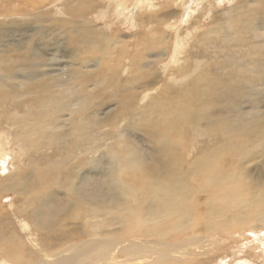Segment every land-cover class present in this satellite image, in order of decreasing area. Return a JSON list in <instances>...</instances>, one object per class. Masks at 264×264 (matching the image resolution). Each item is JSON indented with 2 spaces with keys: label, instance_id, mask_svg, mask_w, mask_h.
I'll list each match as a JSON object with an SVG mask.
<instances>
[{
  "label": "rangeland",
  "instance_id": "374dc122",
  "mask_svg": "<svg viewBox=\"0 0 264 264\" xmlns=\"http://www.w3.org/2000/svg\"><path fill=\"white\" fill-rule=\"evenodd\" d=\"M141 1L142 0H127L126 2L131 6V10L128 12L127 17H119V14L121 12H115L116 6H113L116 0H82L79 4H76V0H0V51L7 50L9 52V55L5 56L9 58L10 62L14 60L13 58L17 56V54L22 55L23 51L26 50L31 51L29 47H31L33 42H30L29 45L26 44L25 46L27 47L25 49L22 48V44L20 42L21 33H19L17 36L18 41H15V43L13 44L11 41L15 40L16 36L10 37L9 34L7 36L2 32V29L4 30L7 25L12 22L21 24L22 28L24 29L28 24L31 27L34 22L42 20L41 25H43L44 28H49L51 26L54 27L56 25L62 24L64 25L63 29L68 31V26H73L71 22L77 21L79 23L81 21L85 22V20H90L94 22V26L92 25L94 29H100L102 32L104 31L107 34L109 33L111 35H113L119 27L122 33L120 38L124 37L121 40L126 39L127 41L131 42V46L130 50L125 55L128 59L122 57L120 59L114 60L115 58H113V56L110 57L112 60H114L113 63L118 71H115L114 69L107 71L108 67L105 66L102 69H94L95 73H90V71H92L93 69L89 70L86 67V72L78 74L77 79L74 80H69L68 78L70 73L67 67L69 66L70 58H68L67 53H65L66 47L63 43H58L59 46H48L46 44H42V49L37 46V44H35L37 52H43V49H45L47 46L48 55L47 59H45V62L48 66L46 67L45 71H43V73L50 72V75H52L48 76L52 79L51 80L49 78V83L61 84L59 80L66 78L69 81V84L64 87H58V91H67L65 93L66 96L71 95L70 93L73 92L79 93L77 97L64 98L57 103H53L51 101V105L49 102H47V104L45 105H48V107H50L49 110L51 111V116L45 117L44 119L40 118V116L36 118H38L42 122L47 123V125L51 124L52 119L56 120L60 117L59 115L54 113L62 108L64 110L62 113V120L65 119L69 121V119L71 118H77L76 116H78V113H82L84 109L91 103H96L98 104V106H100L104 102L105 105L100 107L98 112L106 115L104 113L105 111L108 112L112 110L109 118L113 119L116 115L114 120L116 121L117 119H119L120 117L117 115L118 111L115 108V106L117 105L116 96L119 95L118 97H121V94H124L127 88L126 81L128 79V76L129 80L131 79L130 81L134 79H140L142 76L140 71L138 70L137 65L138 54L137 52H135V49H139V53H146L147 57L153 56L151 58H146L147 60H145V56L143 55L141 57V60H145V63L155 61V65L150 68V71L158 72L159 75L161 74L162 78L160 80L161 82L154 88H148L144 91H140V89H138L136 90L138 93L134 89L132 91L125 92L127 95L128 93H137V95L127 100L126 102V104L131 109L130 112H135V110H138L142 106H147V109L149 111L147 115H139L137 118L138 121L135 122L140 124V126H142L145 130L141 136L137 135V132L139 131H134V129L128 128L130 134L129 140L134 142L133 144H131V150H137L136 153L144 160H147L140 166L138 174L137 172L132 174L127 173V179L130 184L135 185L137 182L141 184L139 181H145L147 179H152L155 182L157 179L160 181L162 188L166 186H168L169 189L173 188L174 185H168L170 183L168 182V180H171V178L174 177L173 175H175V171L168 166V160L172 156H177L182 160L185 172H189L187 165L191 164L195 159L202 160L208 155H213L214 158L218 160V164L215 165V169L217 172H219V170L220 172H223L222 180L208 181L203 174L201 176L195 177L193 181H191L190 179V183L185 182L182 184L183 188L181 189V191L189 192L190 195L192 193L195 194L193 196L195 198H192L189 195L184 199V201L187 202L192 201L193 205L192 203L190 205L196 207L192 208L194 209L193 215L195 223H197L198 226H196L193 231H187L189 230V228H184L182 230H177V233H173L163 240H158V238L160 237L156 238L154 235H151L149 238H145V233H138V229H142L143 231L145 227L137 225L134 228V230L136 231L135 237L128 240V233H126L125 243L122 245H118L117 250H119L120 248L122 249L123 247L128 248L130 245H143L144 247L141 248L138 253H127L125 250H123L122 252H125V254L122 255V252L121 254H119L118 252L114 254L113 252L112 258L115 260V262H112L113 264H264V220L262 221L257 217V212H264V186L256 188L251 192H249L247 188L246 191H244V187L242 186H245L247 182L242 178L243 185L238 186L237 191H233L231 188H228L227 199L230 198V205L231 202H234L236 205H238L240 202L246 201L248 203H251L252 208L250 209V211L246 213V211L242 207L238 206L236 211H242V215H245L242 220L238 222L233 219L232 212H230V215L225 214L221 217L219 215H216L215 220L217 222L222 219L221 222L227 223L228 225L224 228L222 226L219 227L218 231L220 232L218 233L217 230L215 231L216 233L210 230V228L207 227L204 223L206 220L204 216V201H206L207 198L215 193L216 188L214 184L216 182L220 183L225 190V187H230L227 184L228 177H231L234 174L238 173L239 175H247L249 178L248 181L255 179V174V176L257 177H264V169L260 172V168H258V166H262L264 164V154L255 155L258 152L259 145L264 142V136L261 135L262 137L258 138L254 133L242 135L239 134V128L237 130H231L229 128L222 129L219 127L210 128L208 125L209 118L220 117L217 116L218 113L214 110H211L210 106L208 105L211 104L215 106V103L219 105L227 103L225 102V97L222 96H220L222 100H217L214 103L208 100L209 97H212L214 95L216 89L219 87L230 86L231 88V91L226 96L227 100L229 101L228 103H232L236 107V109L234 110H228L232 114H229L226 117H228L231 122L237 123L238 125H251L255 123L256 118H258V114L256 111L260 112L261 114L264 113V87L258 86L257 88H254L252 90L253 83L250 84L251 77H249L246 73L247 71H249L252 75L254 74V76H257L258 78L260 77V80L258 81L262 82L264 81V68L261 67L260 69H255L256 64H249L240 71V66L238 65L239 59L243 58L244 55L247 56V53H245L246 51L242 47H240V45L238 46V48H235V46L233 47L231 43L233 39L243 36V34L239 33V31H242L244 29L243 27L247 25L246 21L243 20L244 18H247V20L249 19L251 24L254 23L252 28H246V31H242L244 32V34H246L248 37H253L256 34L262 35V33H264V0H247L248 2L246 0H149L145 2V5L141 6L139 9H136L135 7H137ZM148 3L150 4V6ZM11 10H15L17 12V18H10L14 16L7 15L8 13L12 14ZM254 17L255 19L258 18V20L255 22L253 19ZM7 18L8 21H6ZM234 19H236V21L242 20L244 23L236 24L233 22ZM141 22H144L146 24V27L145 25H143L142 28H140L142 24ZM226 25H230L228 29H233L234 34L225 33L227 32V30L223 28L222 32L215 31V28L220 26L225 27ZM259 25L261 30L257 28ZM135 26L136 28H134ZM60 27H58V29L61 30ZM149 27H151V29ZM155 27L158 28L159 32L153 37L150 33H154ZM26 32L27 33L25 34V37L28 39L31 38V32H29V30H27ZM163 38H167L166 42L164 40L162 41ZM137 39L142 41L143 39H145L147 43L145 40L143 41V43H137ZM6 43L10 47L12 45L14 47L9 48L4 45ZM155 43H159L160 46H162L153 49L152 46ZM165 48L167 49L164 50ZM55 49H57L58 52H55ZM107 50V53H109L110 55L114 54L116 58L118 52L124 53L123 51L113 47H109ZM173 50H175V52ZM236 50H238V52ZM165 51H168V56L166 57L163 56ZM260 53L262 54L261 51ZM62 54L64 55L62 56ZM260 58L264 61V57ZM47 60L49 61L47 62ZM180 68H185L184 75L177 77L170 76L174 73L177 74L176 70ZM252 70H254L255 73ZM204 74L207 75L202 77V75ZM39 78L42 79L43 76L34 77V81L40 80ZM105 78L107 80H105ZM214 80H217V83H215V85L213 86H210V81ZM15 81H21L20 83H22L24 79L21 78L20 81L19 79H16ZM91 81L98 83L96 88L92 87ZM256 83L257 80L254 82L255 87ZM166 84L169 85L168 89H166ZM197 84L198 86H196ZM54 90L55 88L53 89V91ZM243 90L252 92L250 94L252 95V97L242 102L239 101L236 97L241 96V94L239 93ZM161 91L167 92L169 94H176V97L172 98L168 96L161 102H171L173 99V101H187V104L181 107V112L186 115L191 114L193 116L194 122L184 123V121H186L185 117H180L178 115L180 119L176 118L174 117L175 113H168L166 110L165 120L160 124H155L156 118L154 116V112L152 113L151 103L152 98L159 94ZM176 92H178L179 94ZM181 92H184V95ZM187 92L188 94H185ZM90 94H93L91 98H89ZM112 95L113 101H111ZM202 100L203 102L200 103ZM80 102H83V104H80ZM106 103L108 105H106ZM159 103H156L152 106L156 107V105ZM6 105L11 106L9 101H6ZM23 105L24 104H17L15 106L16 108H19V116H24L28 112L27 106L34 107L29 102H26L25 105ZM54 107L56 108V110L54 109ZM196 107L202 108L198 109ZM157 108L164 107L158 106ZM33 109L35 110V108ZM102 109H104V112H102ZM121 109L123 111L125 108ZM206 113H209L210 115L202 119L201 115H204ZM213 113L216 115H214ZM15 115H18V112ZM99 116L103 117L101 114H99ZM241 117L243 118L241 119ZM33 118L34 117L26 118L27 122L33 124L35 127H38L37 125L40 124L38 123V121H34ZM62 122L68 125L67 122ZM11 123L13 124V126H15L13 122ZM223 123H225L224 120L218 122V124ZM12 124L9 123V125H7L8 128L11 127ZM116 124L117 125L111 124L110 127H114L115 129H117V134L119 136V125L118 123ZM191 124H194L195 127L191 128ZM0 127H2L1 124ZM122 127H124V123L122 124ZM12 129L13 128L11 127V129H9V132H5L4 130H2V133H0V148H8V153H16L17 151L21 158L20 168L12 169L10 174L13 172H22L24 168H28L29 158L38 156V150L42 149L45 146L43 142L39 141V137L34 138L30 135L25 139V143H22L20 141L21 144H23L24 151L16 150L15 148H17L18 144H15L14 141L16 142V139H18L19 135L18 137L13 135L11 133ZM49 131L52 130L49 129ZM67 133H70L69 128ZM90 134H96V137L94 138L98 139L97 146L99 147V149L97 151L98 155L96 156L98 158L101 157L100 155H102L103 153L109 152V150L113 151L112 148H108V145L106 143L119 141L118 139H116L117 141H114L111 139L107 140L101 138V135L95 132H90ZM52 136L53 135H49L48 137ZM61 137V134H58V138L61 139ZM33 138L36 141V146L31 148L28 146V142ZM80 138V135L76 133L75 137H73L72 140H80ZM149 139L150 144L148 142ZM161 139H169L170 145L161 146L159 143ZM218 140H224L226 142L215 143ZM238 140L241 141V143ZM243 140H245L246 142L244 143ZM205 142H208L209 147L211 146L209 149L201 148L199 149V153L196 150L194 151L192 149V146L195 143H198V146H201ZM59 144L67 145L68 142L66 143V141L61 140V143ZM70 145V149H73L72 146H74V143ZM47 147L48 150L44 148L42 149L41 153L45 155L49 154L50 157L53 156V149L56 146L50 145ZM115 149L120 150L119 148ZM223 151L224 156L222 155ZM229 152H231L232 154H229ZM72 153L75 154V152ZM237 153H239V155L242 154L241 157L238 156L239 159L236 157L238 155ZM257 157L259 158V160H256ZM242 158H245L247 161H241ZM125 160H121V164H124ZM220 161H222V163L219 167ZM78 162V159H73L71 161V163ZM107 162V158H104L102 160L104 168L100 167V169H98L94 174H96L98 177H101L102 173L109 171ZM32 164L33 162L31 163V165ZM44 166L45 167L42 168L43 170L39 173V177H36L35 179V183L37 182L35 184V189L45 187L46 192H52L53 189L51 191L49 190L54 178L57 176L56 173L58 171V165L52 162V159H50L48 164H45ZM3 173L4 175L0 177V183L4 182L5 179L9 176L4 170ZM150 173L154 175L151 178L149 177ZM260 173H262L263 175H259ZM140 174L142 175V177L140 176ZM88 176L92 177V175ZM102 179L103 178H101L100 189L102 185ZM192 182L194 185H192ZM188 185L191 187H189ZM58 189L59 187L56 190ZM116 190L119 191L120 188ZM206 191L210 192V195H208V197L204 196V194H206ZM105 193L107 192L105 191ZM234 193L235 197L232 198L234 196ZM42 195H44V192H41L37 196L41 197ZM54 196L55 195H52V198ZM128 198L134 199L135 202H133L132 199H129V205L126 204L122 211L131 213H122L116 215L109 213L105 214L101 212L100 216L101 218H104V220L102 221L100 218L99 222L102 221L103 223L109 216L117 218L119 217L118 215L125 217L134 214L135 217H137V215H139L148 206L150 196L146 199L144 193H141L138 190H133L130 197ZM214 199L215 197L211 198V203L209 206L210 211L220 212L222 209H227V203L225 205L226 201L223 202L220 198L216 200ZM0 200L5 206H13L15 200H17V204H22V207H19L20 211L23 210L24 201L22 200L21 196L15 193L8 192L5 198H3L1 195ZM72 200H74L73 195ZM197 202L199 203L198 209ZM82 209L86 210L87 208L83 207ZM12 211V208L8 210V212L11 214L12 222H14L13 227L15 233L21 238V243L29 247L25 250L28 256V264H40L45 261L46 255L50 256L51 254L52 256H55L59 254L57 252V249L60 248V244L62 242L60 241L58 243L55 236L61 234L65 228L70 230L72 226H67L64 228V223L58 224L55 233L41 230V232H37L35 228L32 229V231L34 230L35 233L25 232L22 230L20 232L21 226L17 225L18 221H14L15 213H13ZM26 215L22 213L21 219L28 222H33L30 218V215ZM247 215L249 216V218L247 217ZM124 219L127 220L126 218ZM70 222L74 223L73 221ZM82 222L83 226L89 224L88 219L86 221L83 219ZM175 222L176 220H172V223ZM113 227L114 229L118 230L119 225H115ZM42 232H46L51 235H46ZM28 237L32 238L31 240L36 244V246L29 244ZM87 238L81 240L82 242H80L78 245L87 243ZM90 240L92 239L90 238ZM155 241V245L149 244ZM4 245H6L5 242ZM175 247L179 248L176 249L178 253L172 255V251ZM63 249H65V247H63ZM16 254L20 255L19 252H16ZM71 254L73 253L71 252L69 255L66 254L64 258L70 256ZM135 255L145 256L146 258L134 260L133 262L127 260L129 258L133 259L132 257ZM169 256H172L173 258L171 259L170 263L166 261L162 263L159 261ZM14 263H12V261L9 262V264Z\"/></svg>",
  "mask_w": 264,
  "mask_h": 264
},
{
  "label": "bare ground",
  "instance_id": "6f19581e",
  "mask_svg": "<svg viewBox=\"0 0 264 264\" xmlns=\"http://www.w3.org/2000/svg\"><path fill=\"white\" fill-rule=\"evenodd\" d=\"M80 1L82 0H76V4H79ZM126 1L127 0H118V1L116 0L115 4L113 5L114 7L116 6L115 12H121L119 14V17H127L128 12L131 10V6ZM147 1L149 0H142L140 4L135 8L139 9L141 6L145 5V2ZM11 11L12 14L7 12L8 13L7 15L14 16L10 18H17L18 16L17 12L15 10H11ZM253 19L254 22L258 20V18L255 19V17ZM243 20L246 21L247 24L243 27L244 28L243 30H245L246 28L250 29L253 27L254 24L253 21H252L253 24H251L249 19L247 20V18H244ZM6 21H8V18ZM233 22L236 24L244 23L242 20L236 21V19H234ZM71 23L73 26L69 25L68 31L63 29L64 25L62 24L56 25L54 27L52 26L49 28L47 27L48 29L46 27L44 28V26L41 25L42 20L41 21L38 20L37 22H34V24L31 27L29 26V24L28 25L26 24L27 26L24 29L22 28L21 24L17 22H12L8 24L4 30L2 29V32L5 33L7 36L8 34L10 35V37L16 36L15 40L11 41L13 44L15 43V41L16 42L18 41L17 36L19 33H21L20 42L22 44L23 49L27 47L25 46L26 44L29 45L30 42H33V44L31 45V47H29L31 51L29 50L23 51L22 55L17 54V56H15L13 58L14 60L11 62L9 61V58L5 56V55H9L8 54L9 52L7 50L0 51V112L2 113V114L0 113V121H1L0 124L2 125V127H0V133H2L1 132L2 130H4L5 132H9V129H11V127L13 128L11 130V133L16 137H18V135L20 137V138L18 137L19 140L16 139V142L14 141L15 144H18L17 148H15L16 150L24 151V147L23 144H21V142L25 143V139L27 138V136L29 137L30 135L34 138L39 137V141L43 142V144L45 145L42 149L46 148L48 150L47 146L50 145L56 147L53 149L54 155L51 157L49 156V154L45 155L41 153L42 149H39L38 156L35 157L33 156L29 158L28 168H24L22 172H13L11 174L10 172L12 171V169L20 168L21 158L19 156V153L15 149L14 150L16 151V153H8V148L6 147L0 148V174H1L0 177L4 175L3 170L6 171V174L9 175L4 182L0 183V196L2 195V197L5 198L8 192H12L21 196L22 200L24 201L23 210L20 211L19 207H22V204H17V200H15L13 206H9V205L5 206L0 200V264H4V263L9 264V262L11 261L12 263L15 262L14 264H19V263L28 264V260H27L28 256L25 250L28 249L29 247L22 244L21 238L17 236V234L15 233L13 227L14 222H12L11 214L8 212L10 208H12L13 209L12 212L15 213L14 221L16 222L18 221L17 225L21 226L20 232L22 230L25 232L35 233L34 230L32 231V229L35 228L37 232L48 231L51 233H55L58 224L64 223V228L67 226H72L70 230L65 228L61 234L55 236L58 243L60 241L62 242L60 244V248L57 249V252L59 254L55 256H52L51 254L50 256L46 255L45 261L40 264H87L93 262H96L93 264H113L112 262H115V260L112 258L113 252L114 254H116L117 252L121 254V252L125 250L127 253L130 252L138 253V251H140V249L144 247L143 245H139V246L130 245L128 248L123 247L122 249L120 248L119 250H117L118 245H122L125 243L126 233H128V240L135 237L136 231L134 230V228L137 225L145 227L143 231L142 229H138L139 230L138 233H145L146 234L145 238H149L151 235H154L156 238L160 237L158 238V240H163L168 236L172 235L173 233H177V230H182L184 228H189V230L187 231H193L195 227L198 226L197 223H195V219L193 215L194 212L193 208L196 207L190 205L192 201L191 202L184 201V199L187 196H189L190 193L186 191H181V189L183 188L182 184L185 182L190 183V179L191 181H193L195 177L201 176L203 174L208 181L210 180L217 181L223 179L222 177L223 172H220V170L219 172H217L215 169V165L218 164V160L214 158L213 155H208L202 160L195 159L191 164L187 165L189 172L184 171L182 160L179 157L170 156L171 158L168 160V166L175 171V175H173L174 177H172L171 180H168V182H170L168 185H174L173 188L170 189L168 186L162 188L160 181L157 179L155 182L152 179H147L145 181L141 180L139 181L141 184L137 182L135 185L130 184V182L128 181L127 173L132 174L137 172L138 174V170L140 166L147 161L141 158L136 153L137 150L134 151L131 150L132 148L131 144H133L134 142L129 140L130 134L128 128H132L134 129V131H139L137 132L138 133L137 135L141 136L145 130L142 126H140V124L135 122L138 121L137 118L139 115H147L149 111L147 109V106H142L138 110H135V112H130L131 109L126 104V102L127 100L137 95L138 92L136 90L140 89V91L141 90L144 91L145 89L148 88H154L161 82L160 80L162 78L161 74L159 75L158 72L150 71V68L155 65V61H150L148 63H145V60H147L146 58H151L153 56L147 57L146 53L144 54L139 53V49H135L136 50L135 52H137L138 54L137 65H138V70L140 71L142 76L141 78L139 77L140 79H134L132 81H130L131 79L129 80V76H128V79L126 81L127 88L125 92H129L134 89L137 93H132V94L128 93L127 95L124 92V94H121V97H118L119 95L116 96L117 105L115 106V108L118 111L117 115L120 117L119 119H117L116 121L114 120L116 115L113 119L109 118L112 110L108 112L106 111L104 112V109H102V112H104L106 115H103L101 112H98L99 108L105 105L104 102L103 104L101 103L102 105L100 106H98V104L96 103H91L89 106H87L84 109L82 113H78V116L75 115L77 118H71L69 119V121L65 119L62 120L63 117L62 113L64 111L62 108L59 111H56V113H54L59 115L60 117L56 120L52 119L51 124L47 125V123L42 122L38 118H36L40 116V118L44 119L45 117L51 116V111L49 110L50 107H48V105H45L47 104V102H49L51 105V101L53 103H57L64 98L77 97L79 93L69 92L71 95L66 96L65 93L67 91H58L57 89L58 87H64L67 84H69V81L66 78L59 80L61 84L49 83L48 80H50L51 78L48 76H52V75H50V72L48 73L45 72L46 74L43 73V71H45L46 67L48 66L45 62V59H47V55H48L47 46L45 49H43V52L41 51L37 52L35 44H37V46H39L41 49L43 47L42 44H46L48 46H57L58 43L59 44L63 43L65 45L66 47L65 53H67L68 58H70L69 66L67 67L70 73L68 77L69 80L77 79L78 74L85 73L86 67L89 70L93 69L92 71H90V73H95L94 69H102L105 66L108 67L107 71L113 69L115 71H118L113 61L116 59H120L122 57L127 58L125 55L130 50L131 42L127 41L126 39L121 40L124 37L120 38L122 33L119 27L116 30V32L113 35H111L109 33L107 34L104 31L102 32L100 29H94L93 27L94 22L90 20H85V22L81 21L79 23L77 21H74ZM143 25H145L146 27V24L143 22L141 26L139 25L140 28H142ZM58 27H60L61 30L58 29ZM228 27H230V25H226L225 27L220 26L215 28V31L222 32L223 29H226L227 32L225 33L234 34V30L228 29ZM134 28H136V26ZM149 28L151 29V27ZM257 28L261 30L260 25ZM27 30H29V32H31L32 34L31 38L29 39L25 37ZM242 31L240 30L239 33L243 34V36H240L239 38H235L233 39V41H231L233 47L235 46V48H238V46L240 45V47H242L246 51L245 53H247V56L244 55L243 58L239 59V63H238V65L240 66L239 70L240 71L243 70V68H245L246 65L249 64H256L255 69L258 68L260 69L261 67L264 68V61L260 58V57H264V33H262V35L256 34L253 37H248ZM158 32H159L158 28L155 27L154 33H150V34L154 37ZM166 39L163 38L162 41L164 40L166 42ZM144 40L145 39H143V41ZM143 41L137 39V43L139 42L143 43ZM4 45L9 48L14 47L13 45L10 47L7 43ZM161 46L159 43H155L152 47L154 49V48H159ZM109 47L116 48L118 50L123 51L124 53L118 52L116 58L114 54L110 55L109 53H107L108 52L107 49ZM166 49L167 48H165L164 50ZM54 51L58 52L57 49H55ZM173 51L175 52V50ZM236 51L238 52V50ZM260 51L262 52V54L260 53ZM63 55L64 54H62V56ZM143 55L145 56V60H141V57ZM112 56L113 58H115L114 60L110 58ZM163 56L165 57L168 56V51H165ZM48 61L49 60H47V62ZM176 71L178 75L173 72L174 74H171L170 76L177 77L185 74V68L184 69L180 68ZM252 71L255 73L254 70ZM246 73L248 74L249 77H251L250 84L253 83L252 90L254 88H257L258 86L264 87V81L262 82L258 81L260 80V77L258 78L257 76H254V74L252 75L251 72L249 71H247ZM206 75L207 74H204L202 75V77ZM36 76H43V78L42 79L39 78L40 80L34 81V77ZM21 78L24 79L22 83H20L22 81V80L20 81ZM16 79L17 80L19 79L20 82L15 81ZM105 80L107 79L105 78ZM256 80L257 83L255 87L254 82ZM216 81L217 80L210 81L209 85L210 86L215 85V83H217ZM91 82H92V87L96 88L98 83L93 81ZM196 86H198V84ZM168 87L169 85L166 84V89H168ZM54 88L55 90L53 91ZM230 91H231L230 86L219 87L216 89L214 95L212 97H209L208 100L212 101L213 103L216 102L217 100H222L220 96L225 97L224 98L225 102H227V103L224 102L225 104L223 105H219L216 103L215 106L211 104L208 105L210 106L211 110H214L215 112L218 113L217 116H220L219 118L218 117L209 118L208 119L209 127L210 128L219 127L222 129L229 128L231 130L234 129L237 130L239 128V134L242 135L254 133L258 138L264 136V113L261 114L260 112L256 111L258 114V118H256V122L251 125H241V124L238 125L237 123L231 122V120H229L228 117H226L227 115L232 114L231 112H229L230 110L236 109L234 104L228 103L229 101L226 98L227 94ZM251 93L252 92L243 90L239 93L241 94V96L238 97L235 96V97L239 101L243 102L252 97V95H250ZM182 94L184 95V92ZM185 94H188V92ZM92 96L93 94H90L89 98H91ZM168 96L174 98L176 97V94L174 95L161 91L159 94H157L155 97L152 98L151 109H152V113L154 112V116L156 118L155 124H160L165 120L166 110L168 113H175L174 117L176 118H179L178 115L180 117H185L186 121H184V123H193L194 119L191 114L186 115L181 112V107L187 104V101L185 102L173 101L174 99L172 100L170 98L172 100L171 102H161ZM111 97H112L111 101H113V95ZM6 101H9L11 106H7ZM25 101L27 103L28 102L31 103L34 107L27 106L28 112L24 116H19V108H16L15 106L17 104L25 105L26 103ZM202 102L203 100L200 103ZM156 103L159 104H157L156 107H153L152 105ZM80 104H83V102L82 103L80 102ZM106 105L108 104L106 103ZM158 106H163L164 108H157ZM33 108H35L36 111ZM121 108H125V109L122 111ZM196 108L199 109L202 107H196ZM54 109L56 110L55 107ZM17 112L18 115H15ZM99 114H101L103 117H100ZM209 115H210L209 113H206L204 115H201V118L204 119ZM31 117H34L33 118L34 121H38V123L40 124L37 125L38 127H35L33 124L27 122L26 118H31ZM242 118L243 117H241V119ZM222 120H224L225 123L218 124V122ZM62 121L67 122L68 125H66ZM11 122H13L15 126H13ZM9 123L12 124V126L8 128L7 125H9ZM116 123H118L119 125V131H120L119 136L117 134V129H115L114 127H110L111 124L117 125ZM123 123H124V127H122ZM190 127L192 128L195 126L194 124H191ZM68 128L70 129V133H67ZM49 129H51L52 131H49ZM90 132L99 133L101 135L100 136L101 138L107 140L111 139L117 141L116 139H118L119 141L106 143L108 145V148H112L113 151L109 150V152L103 153L102 155H100L101 157H99L101 159H99L98 157H96L98 155L97 151L99 149V147L97 146L98 139L94 138L96 137V134H90ZM76 133L80 135L81 137L80 140H74V139L72 140V138L75 137ZM58 134H61L62 136L61 139L58 138ZM49 135H53V136L48 137ZM205 137H206V133H205ZM34 138L28 142V146L31 148L36 146V141ZM61 140L66 141V143L68 142V144L67 145L59 144L61 143ZM243 141L244 143L246 142L245 140ZM148 142L150 144V139ZM219 142H226V141L218 140L215 143H219ZM239 142L241 143V141ZM72 143H74V146H72L73 149H70L71 146L70 144ZM159 143L161 146L170 145L169 139H161ZM210 147L208 142H205L201 146H198V143H195L192 146V149L194 151L196 150L199 153V149L201 148L209 149ZM115 148H119L120 150H116ZM72 152H75V154ZM230 153L231 152H229V154ZM239 153H237L238 154L236 156L237 158L238 156L241 157L242 155V154L239 155ZM260 154H264V142H262L259 145L258 152L255 155H260ZM222 155L224 156V151ZM104 158H107L108 161L107 166L109 171L102 173L101 177L100 176L98 177L94 173L97 172V170L100 169V167L104 168L103 166L104 164H102V160ZM50 159H52V162L58 165V171L56 173L57 176L54 178L49 191H51L52 189L53 190L52 192H48V191L46 192L45 187H40V189H35V184L37 183V182L35 183V179L36 177L37 178L39 177L40 171L43 170L42 168L45 167L44 166L45 164L46 165L48 164ZM73 159H78L79 162L71 163ZM123 159L126 160L124 164H121V160ZM256 160H259V158L257 157ZM241 161L244 162L247 160L245 158H242ZM32 162L33 164L31 165ZM221 163L222 161H220L219 167ZM258 168H260V172H261V170L264 169V164L262 166H258ZM88 175H92V177ZM255 175H254L255 179L248 181L249 178L247 175H239L238 173L234 174L233 176L228 177L227 184L230 187H225V190L223 189V186L220 183L216 182L214 184L216 188L215 193L211 195L209 198H207L206 201H204L205 204L204 216L206 219L204 223L206 224L207 227L210 228V230H212L213 232L217 230L218 233L220 232L218 231L219 227L222 226L224 228L228 226L227 223L221 222L222 219H220V221L217 222L215 220L216 215H219L221 217L224 216L225 214L230 215V212H232L233 219L238 222L241 221L242 218L245 216L242 215V211L239 210L236 211L238 206L242 207L246 211V213L250 211L252 205L251 203H248L246 201V198H245L246 202H240L238 205H236L234 202H231L230 205L229 204L230 198L227 199L228 196L227 190L228 188H231L233 191H237L238 186L243 185L242 178L244 181L247 182L245 186H242L244 187L243 188L244 191H246L247 188V190L251 192L256 188H260L264 186V177L261 178L260 176L257 177ZM259 175H263V174L260 173ZM140 176L142 177L141 174ZM153 176L154 175L150 173L149 177L151 178ZM101 178H103L104 180L102 179V185L100 189ZM192 185H194L193 182ZM58 187L59 189L56 190ZM118 188H120L119 191L116 190ZM133 190L134 191L138 190L139 192L144 193L146 199L150 196L148 206L139 215H137V217H135L134 214L125 217L118 215L119 217L117 218L115 217L113 218L109 216L102 223L104 218H101L100 216L101 212L105 214L109 213L116 215L122 213H127V214L131 213V212H124L122 211V209L126 206V204H128L129 199H132L128 197H130L131 192ZM105 191L107 193H105ZM41 192H44V195L38 197L37 195L40 194ZM205 193L207 194V195L204 194L205 197H208V195H210L209 191H206ZM52 195L55 196L52 198ZM72 195L74 196V200H72ZM194 195L195 194L192 193L190 197L195 198L193 197ZM214 197H215L214 200L220 198L223 202L226 201L225 205L227 203L226 205L227 209H222L220 212L210 211L209 206L211 203V198ZM234 197H235V193L232 198ZM132 201L135 202L134 199H132ZM83 207L87 209L83 210L82 209ZM198 207H199V203L197 202V209ZM21 212L25 215L27 214L26 216L30 215V218L33 222H28L21 219L22 216ZM248 215L247 217L249 218ZM257 217L263 221L264 212L262 213L257 212ZM100 218L102 220L101 222H99ZM124 218H126L127 220H125ZM83 219L85 221L88 219L89 224L83 226V222H82ZM172 220H176V222L172 223ZM70 221H73L74 223H71ZM115 225H119L118 230L114 229L113 226ZM42 233L46 235H51L46 232H42ZM85 238H87L88 242L83 245H78L80 242H82L81 240ZM90 238L92 240H90ZM31 239L32 238L28 237L29 244L36 246V244ZM4 242L6 245H4ZM149 244L155 245L156 241L151 242ZM63 247H65V249H63ZM176 249L179 248L175 247L172 251V255L178 253ZM16 252H19L20 255H17ZM71 252L73 254L64 258L66 254L69 255ZM124 254L125 252H122V255ZM132 258L133 259L129 258L127 260L133 262L134 260L145 259L146 257L141 255H135ZM171 259H173L172 256H169L159 261L162 263H164L165 261L170 263Z\"/></svg>",
  "mask_w": 264,
  "mask_h": 264
}]
</instances>
